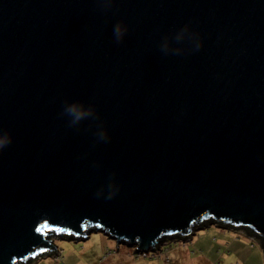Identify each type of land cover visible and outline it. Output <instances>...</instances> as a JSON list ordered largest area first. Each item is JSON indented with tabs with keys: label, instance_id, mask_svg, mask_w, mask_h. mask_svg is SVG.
Wrapping results in <instances>:
<instances>
[{
	"label": "water",
	"instance_id": "1",
	"mask_svg": "<svg viewBox=\"0 0 264 264\" xmlns=\"http://www.w3.org/2000/svg\"><path fill=\"white\" fill-rule=\"evenodd\" d=\"M5 135L0 264L92 229L158 252L211 220L264 256V0H0Z\"/></svg>",
	"mask_w": 264,
	"mask_h": 264
},
{
	"label": "rangeland",
	"instance_id": "2",
	"mask_svg": "<svg viewBox=\"0 0 264 264\" xmlns=\"http://www.w3.org/2000/svg\"><path fill=\"white\" fill-rule=\"evenodd\" d=\"M51 242L56 253L23 264H264L256 240L215 224L199 228L188 240H171L158 252L150 249L146 254L125 242L117 247V241L101 230L92 229L80 238L55 236Z\"/></svg>",
	"mask_w": 264,
	"mask_h": 264
},
{
	"label": "clouds",
	"instance_id": "3",
	"mask_svg": "<svg viewBox=\"0 0 264 264\" xmlns=\"http://www.w3.org/2000/svg\"><path fill=\"white\" fill-rule=\"evenodd\" d=\"M126 29H123L120 25H116L113 29V35L116 41L119 43L123 35L125 33ZM195 49L199 50L200 49V44L196 43ZM161 51L164 52L165 54H168V45L164 44L161 47ZM172 54L179 55L180 52L179 50H176ZM63 115L68 116L69 123L70 125H76L79 123L82 119H86L92 115V110L91 109H84L83 105H78L77 103L73 102L71 105H66L63 109ZM103 134H101V139H103ZM11 143V139L5 135V136H0V150L5 148L8 144Z\"/></svg>",
	"mask_w": 264,
	"mask_h": 264
},
{
	"label": "trees",
	"instance_id": "4",
	"mask_svg": "<svg viewBox=\"0 0 264 264\" xmlns=\"http://www.w3.org/2000/svg\"><path fill=\"white\" fill-rule=\"evenodd\" d=\"M212 222H214V223H212ZM211 224H215L216 225V223H215V221L214 220H211L210 222H206V223H204V225H201L202 227H200V228H203V227H206L207 225H211ZM222 226H225V225H222ZM197 228V227H196ZM199 228H197L196 229V231L198 230ZM233 229H236V228H233ZM253 234V233H252ZM253 235H255V234H253ZM70 237H71V235H70ZM169 237H166V238H164L163 239V241H165L166 239H168ZM186 239V238H185ZM262 245V247H263V250H264V244L262 243L261 244Z\"/></svg>",
	"mask_w": 264,
	"mask_h": 264
},
{
	"label": "built area",
	"instance_id": "5",
	"mask_svg": "<svg viewBox=\"0 0 264 264\" xmlns=\"http://www.w3.org/2000/svg\"><path fill=\"white\" fill-rule=\"evenodd\" d=\"M218 227H223V226H218ZM226 228V227H225ZM225 232V231H224ZM148 251H150V249L149 250H147V251H141L142 253H144V254H146ZM151 252V251H150ZM167 252V251H166Z\"/></svg>",
	"mask_w": 264,
	"mask_h": 264
}]
</instances>
